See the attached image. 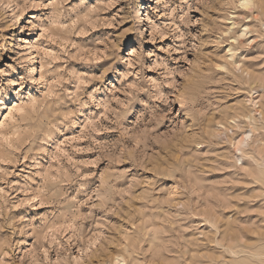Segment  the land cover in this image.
Masks as SVG:
<instances>
[{"label": "clouds", "instance_id": "obj_1", "mask_svg": "<svg viewBox=\"0 0 264 264\" xmlns=\"http://www.w3.org/2000/svg\"><path fill=\"white\" fill-rule=\"evenodd\" d=\"M0 264H264V0H0Z\"/></svg>", "mask_w": 264, "mask_h": 264}]
</instances>
